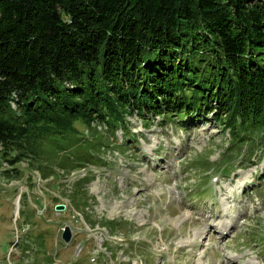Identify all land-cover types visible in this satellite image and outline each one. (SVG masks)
Segmentation results:
<instances>
[{
	"label": "trees",
	"instance_id": "1",
	"mask_svg": "<svg viewBox=\"0 0 264 264\" xmlns=\"http://www.w3.org/2000/svg\"><path fill=\"white\" fill-rule=\"evenodd\" d=\"M135 112L264 139V0H0V167L47 177L82 125L128 137Z\"/></svg>",
	"mask_w": 264,
	"mask_h": 264
},
{
	"label": "rangeland",
	"instance_id": "2",
	"mask_svg": "<svg viewBox=\"0 0 264 264\" xmlns=\"http://www.w3.org/2000/svg\"><path fill=\"white\" fill-rule=\"evenodd\" d=\"M129 120L128 137L82 125L47 177L2 164L0 264H264V139L198 115Z\"/></svg>",
	"mask_w": 264,
	"mask_h": 264
},
{
	"label": "water",
	"instance_id": "3",
	"mask_svg": "<svg viewBox=\"0 0 264 264\" xmlns=\"http://www.w3.org/2000/svg\"><path fill=\"white\" fill-rule=\"evenodd\" d=\"M17 210H19V202H17ZM66 207V204H64V203H58V204H56V208L57 209H64ZM17 213H18V211H17ZM72 230H71V227H70V225H66L65 226V228H64V231H63V233H62V237L67 241V242H69L70 240H71V238H72V232H71Z\"/></svg>",
	"mask_w": 264,
	"mask_h": 264
},
{
	"label": "bare ground",
	"instance_id": "4",
	"mask_svg": "<svg viewBox=\"0 0 264 264\" xmlns=\"http://www.w3.org/2000/svg\"><path fill=\"white\" fill-rule=\"evenodd\" d=\"M224 227H227V225H224Z\"/></svg>",
	"mask_w": 264,
	"mask_h": 264
}]
</instances>
